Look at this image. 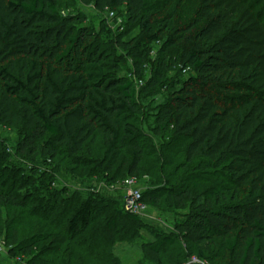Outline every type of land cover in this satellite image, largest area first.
I'll list each match as a JSON object with an SVG mask.
<instances>
[{
  "label": "trees",
  "instance_id": "trees-1",
  "mask_svg": "<svg viewBox=\"0 0 264 264\" xmlns=\"http://www.w3.org/2000/svg\"><path fill=\"white\" fill-rule=\"evenodd\" d=\"M65 1L0 0V127L20 134L15 145L0 148V180L13 158H22L26 170L33 163L32 172L47 173L46 165L53 173L55 162L82 161L95 163L88 167L90 177L100 175L109 184L140 180L154 167L148 163L155 154L144 141L134 79L121 77L120 62L110 64L102 48L88 46L86 18L63 13ZM81 1L99 12H118L116 18L126 15L128 32L139 26L151 40H164L163 52L178 41L165 34L168 16L163 24L153 19L161 0ZM194 27H199L195 44L181 59L182 71L190 75L155 119L158 136L171 133L175 141L187 142L185 158L166 159L162 151L152 160L160 162L165 181L174 179L178 186L164 190L163 197L156 194L161 190L143 193V200L168 212L188 202L195 208L187 221L175 223L177 233L147 243L145 254L153 264H163L164 248L181 238L185 257L175 264L192 255L205 260L215 244L228 252L224 264H264V0H202L198 16L184 30ZM162 68H154V76ZM156 83L153 77L149 85ZM98 137L99 158L91 148ZM13 171L0 181V202L7 206L17 203L10 191ZM211 173L225 179L222 188L201 187L199 181H209L205 177ZM55 192L54 203L43 212L68 215L69 232L80 235L99 200L84 199L67 213L69 204L58 206ZM116 211L139 218L126 211L125 196ZM41 241L36 233L11 254L35 257Z\"/></svg>",
  "mask_w": 264,
  "mask_h": 264
},
{
  "label": "rangeland",
  "instance_id": "rangeland-1",
  "mask_svg": "<svg viewBox=\"0 0 264 264\" xmlns=\"http://www.w3.org/2000/svg\"><path fill=\"white\" fill-rule=\"evenodd\" d=\"M201 5L202 0H161L159 10L152 15L153 19L163 24V19L168 16L170 19L165 34H174L178 38L175 45L163 52L164 40H151L139 26L128 32L126 15L116 18L118 12H99L81 0L61 3L63 13L73 12L86 18V26L91 28L88 46L102 48V54L106 55L110 64L120 62L118 74L121 77L134 79L138 102L143 111L140 124L145 136L144 141L155 154L153 158H157L162 151H166V159L172 155L185 158L187 142L175 141L171 133L158 136L155 133V119L160 106L179 91L190 75L182 71L181 59L183 53L195 44L199 27L190 31L184 28L198 16ZM162 66L161 73L154 76V68L159 70ZM153 77L157 83L150 86L149 82ZM163 82L168 88L162 86ZM19 138L17 129L4 130L0 127L1 152L6 149V144L15 145ZM91 146L94 152L96 151L95 156L99 158L97 153L103 152L100 138H96ZM153 158L148 165L154 167L141 175L138 187L142 194L161 190L156 194L163 197L164 190L171 187L177 189L178 183L174 179L171 183L165 181L161 174L160 162H152ZM13 159L2 179L14 170L10 191L16 192L17 203L7 206L0 202V264H153L145 254V245L156 242L160 237L177 233L175 223L187 221L195 208L188 202L186 207L168 212L149 205L145 213L138 216V220H133L129 216L119 215L116 211L127 193L123 181L109 184L105 178H100V175L90 177L88 167L94 166L95 163L78 161L77 165H73L67 161L55 162L52 164L54 170L51 169L53 173L46 165V168H43L48 172L42 173L43 171L39 170L30 171L33 163L28 164L30 167L27 165L26 170L21 167L24 162L22 158ZM119 165V162L114 165V171L118 170ZM172 168L167 170L171 172ZM216 175L211 173L205 177V180L209 181H199L201 187L220 188V185H225V179ZM48 184L51 190L46 192L45 187ZM54 190L58 193V206L65 202L71 205H68L70 208L67 213L84 199L99 200L90 226L80 235H72L69 232L68 215H53L49 218L43 212L45 207L54 203V199H51L54 198ZM113 219L115 223L109 227ZM36 233L42 235L37 256L14 257L11 254L14 246ZM59 236H63L65 241L58 242ZM185 241L179 238L178 245L164 248L163 264H175L184 259L180 248L181 245L185 246ZM207 256L205 261L208 264H224L228 259V252L221 244H215Z\"/></svg>",
  "mask_w": 264,
  "mask_h": 264
},
{
  "label": "built area",
  "instance_id": "built-area-1",
  "mask_svg": "<svg viewBox=\"0 0 264 264\" xmlns=\"http://www.w3.org/2000/svg\"><path fill=\"white\" fill-rule=\"evenodd\" d=\"M113 13V12H112ZM139 179L137 177H128L123 181L127 191L125 196V209L130 214L143 215L148 209V204L143 200V194L138 187ZM182 264H208L205 260L192 255L189 260Z\"/></svg>",
  "mask_w": 264,
  "mask_h": 264
}]
</instances>
